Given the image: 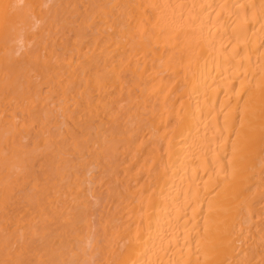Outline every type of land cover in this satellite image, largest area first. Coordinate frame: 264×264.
Returning a JSON list of instances; mask_svg holds the SVG:
<instances>
[{
  "label": "bare ground",
  "instance_id": "obj_1",
  "mask_svg": "<svg viewBox=\"0 0 264 264\" xmlns=\"http://www.w3.org/2000/svg\"><path fill=\"white\" fill-rule=\"evenodd\" d=\"M0 264H264V0H0Z\"/></svg>",
  "mask_w": 264,
  "mask_h": 264
}]
</instances>
